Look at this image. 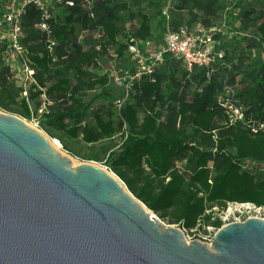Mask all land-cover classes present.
<instances>
[{"label": "trees", "instance_id": "1", "mask_svg": "<svg viewBox=\"0 0 264 264\" xmlns=\"http://www.w3.org/2000/svg\"><path fill=\"white\" fill-rule=\"evenodd\" d=\"M11 0H0V20ZM164 0H78L60 3L47 18L28 4L21 16L22 59L33 70L28 95L6 62L7 42L0 36V109L38 125L61 140L72 156L103 161L148 209L169 224L186 230L223 222L212 207L229 201L264 207V129H252L264 119V56L232 59L220 45L239 26L255 28L264 42V1L259 8L242 7V0H171L172 10H188V21L204 28L224 26L216 34L223 60L215 73L205 67L188 71L179 59L165 54L161 67L135 77L130 44L163 42L167 20ZM229 8L224 25L209 18ZM151 10H154L151 13ZM46 22L48 29H40ZM127 22L129 26H127ZM77 25L87 33L79 37ZM0 28L6 30L7 23ZM54 42L53 44L51 42ZM225 44V43H224ZM223 44V45H224ZM130 66L126 96L114 94V79L94 75L110 46ZM248 47L255 38L247 40ZM234 65H236L234 67ZM236 89L245 119L229 124L217 95L222 80ZM43 106V108H42ZM40 110V111H39ZM62 134L79 138L91 152L72 149Z\"/></svg>", "mask_w": 264, "mask_h": 264}, {"label": "water", "instance_id": "2", "mask_svg": "<svg viewBox=\"0 0 264 264\" xmlns=\"http://www.w3.org/2000/svg\"><path fill=\"white\" fill-rule=\"evenodd\" d=\"M0 264H264V218L222 224L209 246L188 241L114 173L73 165L0 110Z\"/></svg>", "mask_w": 264, "mask_h": 264}, {"label": "built area", "instance_id": "3", "mask_svg": "<svg viewBox=\"0 0 264 264\" xmlns=\"http://www.w3.org/2000/svg\"><path fill=\"white\" fill-rule=\"evenodd\" d=\"M78 0H11L7 6L6 11L3 14L2 23H7L8 28L3 30L0 28V36H7V50L8 54H11L12 50H19L23 53V47L19 44V37L22 35L20 26L21 16L24 9L28 4L36 6L42 13L43 18H47L50 11L56 9V6L60 3L66 5H74ZM85 4L89 5L90 0H82ZM171 8V0H164L162 6V12L166 17L167 26L164 33L163 42L153 46V53L146 54V51H141L140 46L137 44L129 45V52L138 58L134 60L136 64L135 77L140 76L141 73H150L159 64L165 54L170 55L173 58L179 59L182 65L188 70L193 71L196 67H205L208 74L215 73L216 62L221 60V64L230 67L229 63L223 60V50L219 48V39L216 34L226 35L227 30L224 26L204 28L201 25H189L187 23L180 24L177 28H174L170 19L169 9ZM40 29H48L46 22L39 24ZM5 39V38H3ZM54 43L53 41L51 42ZM152 43L148 41L146 44ZM153 45V43H152ZM236 65H234L235 67ZM30 77L33 74V70L26 65ZM226 78L222 80V87L217 95L218 102L223 106L225 114L228 118V122L231 125L244 121L245 114L243 107L239 104V99L236 96L237 92L235 87L230 84H226ZM26 93V92H24ZM252 129H264V119L259 122L252 123ZM240 203L236 206L235 211H228L224 215H219L223 224L231 221H240L248 217H260L258 213L264 210V207L257 206L254 203L247 202ZM252 211V212H251ZM252 213V214H251ZM210 228H213L210 226ZM182 230L185 228H181ZM218 228H213V234L210 239H213L215 231ZM209 239V240H210Z\"/></svg>", "mask_w": 264, "mask_h": 264}, {"label": "rangeland", "instance_id": "4", "mask_svg": "<svg viewBox=\"0 0 264 264\" xmlns=\"http://www.w3.org/2000/svg\"><path fill=\"white\" fill-rule=\"evenodd\" d=\"M264 0H242L241 6L236 9V12H240L241 8L246 6V7H254V8H259ZM172 1H171V7H172ZM154 10H151V13ZM170 12V19H175L176 21H188L191 18V14L188 10H172V8L169 9ZM229 15L230 11L229 8L224 9L223 11L219 12L218 15L215 17L209 18V22L212 25H224V23H227L229 20ZM1 19V18H0ZM1 21V20H0ZM130 22H127V26H129ZM239 22H235V26L238 27L237 30H233L232 33L227 38L220 39V45H222L226 51L229 52V55L231 56L232 59H237L240 55H247L249 60H254L260 57L264 56V42L259 38V34L257 33L255 28H251L249 30L244 29L243 27L239 26ZM76 33L79 37L82 35L86 34L87 32L82 30L79 25H77L76 28ZM1 35V34H0ZM1 38L7 39V36H4ZM249 38H255V45L252 47H248L247 45V40ZM225 43V44H224ZM224 44V45H223ZM115 46H110L108 53L105 56H102L98 60V64L95 67L90 68L91 72L94 75H102V74H107L109 77L114 79V94L118 97V99H121L122 97L126 96V88H128L126 80L128 79L129 76V64L127 62V59L125 57L118 56L115 53ZM141 51H146L148 55L149 53H153V45L152 43L148 44H142L140 46ZM22 54L19 50H12L11 54H7L6 57V62L10 65L14 78L18 84H23V87L25 89L23 95H28V90L31 87V78L28 70L26 69V63L22 59ZM138 58H135L132 55V60H136ZM156 66L161 67L162 63L156 64ZM43 108V106H42ZM1 111L11 113V114H16L10 111H5L0 109ZM40 111V110H39ZM18 115V114H16ZM21 117V116H20ZM29 125L32 127L36 128L39 130L41 133H43L50 142H59V149L61 150L63 155H67L71 158L72 162L73 160L79 164L80 162H91L93 164L99 165L103 168H106L108 171L109 169L106 167L104 162L101 161H94V160H81L79 158H76L72 156L67 150H65L62 146V142L59 138L50 136L47 134L43 129H41L38 125V122L36 118H32L30 120L22 117ZM64 141L68 143V145L78 151L81 154L89 153L91 152V148L89 145L85 144L82 142L79 138H72L69 135L62 134ZM76 164V165H77ZM240 205V202H233L229 201L225 205L221 204H215L212 207L213 213L215 216L219 215H224L228 211H235L236 206L238 207ZM246 207H249V205H246ZM146 210L151 214L156 216L162 225L168 226L170 225L167 223L165 219L160 218L155 212L152 210L148 209L146 207ZM252 212V211H251ZM252 214V213H251ZM258 215L260 218H264V210H261ZM173 226H177L176 224H173ZM181 228V227H180ZM186 239L188 241L191 240H198L207 246L211 243L210 236L213 234V228H210V226H203V227H198L192 230H186L183 229ZM210 239V240H209Z\"/></svg>", "mask_w": 264, "mask_h": 264}, {"label": "bare ground", "instance_id": "5", "mask_svg": "<svg viewBox=\"0 0 264 264\" xmlns=\"http://www.w3.org/2000/svg\"><path fill=\"white\" fill-rule=\"evenodd\" d=\"M52 146L57 149L58 151H60V153L62 154L61 150L59 149L58 145H59V142L58 141H55V142H51ZM77 162L73 160V165H76Z\"/></svg>", "mask_w": 264, "mask_h": 264}]
</instances>
